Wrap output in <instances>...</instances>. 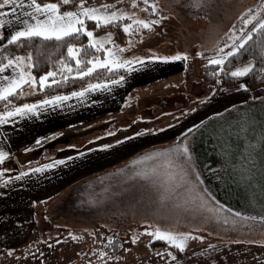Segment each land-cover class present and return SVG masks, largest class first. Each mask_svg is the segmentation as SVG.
Masks as SVG:
<instances>
[{
    "label": "rangeland",
    "instance_id": "374dc122",
    "mask_svg": "<svg viewBox=\"0 0 264 264\" xmlns=\"http://www.w3.org/2000/svg\"><path fill=\"white\" fill-rule=\"evenodd\" d=\"M98 2L114 4L117 8L136 12L141 18L148 16V13L141 11L140 8L133 7L131 0ZM137 2L143 4V0ZM156 2L159 5V15L164 17L160 24L147 29L145 35L136 37L138 32L135 25L129 32L124 31L122 23L131 22L125 18L118 27L120 30L112 29L94 36V41L102 42L104 45L99 51L95 50L94 56L103 59L104 49L114 51L124 49L120 53L122 56L136 58L162 54L174 55L178 51H187L188 55L196 60L195 69L190 70L191 73H186L175 86L162 87L156 93L144 96L145 98L137 102L136 107L131 110L126 108L120 117L105 125L89 126L76 131L77 133L44 142L37 148L29 147V151H23L14 160L18 165L24 168L27 164L64 157L70 154L72 149L82 151L100 144H111L112 141L131 132L134 127L156 130L171 123L173 116L167 113L177 112L180 115L181 113L188 115L202 107L206 108L198 112L203 114L201 119L212 115L205 121H209L206 128L213 131L215 139H224L226 142L218 144L215 141V145L231 149L235 146L238 147L237 149L242 146L256 149L257 145L264 144V142L258 144L264 137V87L249 89L250 92L230 90L226 92L229 95L220 97L222 88L218 89L217 84L208 85L203 76V70L209 65L207 60L213 55L212 52H204V48H210L211 41L226 40L224 36L226 32L232 35L229 29L236 30L238 26H242L245 32L249 31L257 21L244 25L243 19L248 15L246 10L251 9L255 12L262 4V0H208L209 6L199 9L190 6L191 0H156ZM262 16H264V8H261L257 20ZM155 18L156 15L153 14L152 19ZM241 28L237 31L238 36ZM198 52L204 54L197 55ZM25 70L34 74L33 68L29 69L25 66ZM25 85L27 86L23 90L27 94L31 92L30 81ZM214 88L215 92H213ZM186 109H195V111H186ZM131 125L133 129H127ZM194 140V136H187L189 148L194 146ZM68 145L81 147L72 148ZM35 150L39 155L34 153ZM190 151L195 172L199 173L202 180L204 177L197 153L192 149ZM146 155L152 153L138 156L133 162L132 160L121 162L116 170L101 176L105 178L104 180H90L89 185L73 186L65 196L51 204L48 216L33 220L29 235L24 241L30 246L11 250V255L8 250H0V264H89V261L91 264H101V262L102 264H264V244L252 242L264 240L261 222L250 221L252 226L250 230L247 226L239 230V225L237 230H234L231 220L235 211H228L227 209L230 208H225L221 204L209 186L204 185V180L200 188H206L207 192H201V195L209 207L215 206L216 212L210 211L209 208H200L199 201L192 205L177 206L178 198L173 197L161 202L159 195L167 184L165 173L175 169L168 168L163 156L144 160L143 157ZM170 159L174 163H181L174 155ZM11 167L12 165L7 169ZM154 167L159 171L152 181L137 175ZM8 170L3 172V178L9 176ZM188 179H195L193 173L189 172ZM181 191L183 192L184 189L182 188ZM212 197H215V200H212ZM225 219L229 220L228 224L224 223ZM150 226L153 228L159 226L161 229L176 232H192L193 236L188 237L186 247L181 252L174 245H169L166 240L152 239L149 233L142 231ZM1 229L6 231L4 225ZM200 235L205 239L200 240ZM113 236L115 239H111ZM133 237H138L135 243L132 242ZM57 240L60 242L56 243ZM110 240L111 244H109ZM209 245H214V248H209ZM124 248L128 250L125 251ZM101 249L109 252L111 257H119V259L109 257L98 259ZM166 250L172 251L175 259L169 258ZM158 252L160 255H157Z\"/></svg>",
    "mask_w": 264,
    "mask_h": 264
},
{
    "label": "snow or ice",
    "instance_id": "6c2138e0",
    "mask_svg": "<svg viewBox=\"0 0 264 264\" xmlns=\"http://www.w3.org/2000/svg\"><path fill=\"white\" fill-rule=\"evenodd\" d=\"M63 4H69L70 0H62ZM86 0H78V7L76 10L61 11V2L57 0H45V2H40V0H0V9H6V11H0V51L7 52V46H16L22 47L25 44H28L31 47V44L34 41V38H40L42 41H48L55 39L57 41L56 49L64 48L67 49V57L75 60L76 71L73 73V65L67 62V59L64 55L60 56L59 63L64 69H67L69 74H72L76 77H85L88 76L87 87H80L68 93H60L56 95H45L43 99L36 100L34 102L28 103H15L14 99L10 98L13 94L16 97L24 95V90L22 85L27 84L29 81L31 86L35 88L36 91H43L46 85H55L62 82H67L69 79L68 75L61 73V80L57 81L55 76L57 72L49 70L39 77L35 76L31 71H26L25 66L29 69L36 66V62L33 60V54L31 51H28L26 55H15V56H5L4 59L6 63L0 62V74L5 73L6 69H11V74L0 75V81H6V83H0V102H3V110H0V125L10 123L13 118H38L42 113L49 111L50 108L57 106H62V102L68 101L71 98L75 97L78 99L87 98V93L100 91H112V88L122 84L126 80V75H121L119 70L124 69L127 74H131L133 71H138L140 68L144 67V60H163V61H173L184 59L185 61L188 58L187 51H178L174 55H165V56H148V57H124L120 53L124 49H118L114 51L113 49H104V58L101 59L98 56L89 58L87 52L83 53V59L81 58V49L84 48V45H75L70 42H66V37H72L73 35H79L81 30L86 33L88 39V44L99 49L104 48L102 42L94 41V33L92 30H89L85 26V19H90L96 22V27L99 28L101 25L115 24L116 22H123L125 18L130 20V23H122L124 31L127 33L132 28L133 25L136 26V31H139L140 28L151 29L154 25L160 24L161 20L164 19L163 16L159 15V5L156 0H143V4H138L137 0H131L133 7L140 8L141 11L148 13V16L141 18L136 12H129L123 8H117L114 4H103L99 6H85ZM150 5V6H149ZM189 6V5H186ZM190 6L195 8H202L209 6L208 0H191ZM264 8V0L262 4L257 7V10L253 12L251 9H247L248 12L247 18L243 19V24L248 25L252 21L256 20L255 25L247 32L242 27L239 30L240 35H237V32L234 28L229 29V32L232 35H229L227 32L224 36L226 40H214L211 41L210 48H204V52H212L213 55L208 58L207 63L209 65H216V72L213 75H217L218 83L223 74L225 76L231 77H243L246 74L254 71L255 63L253 60H249L246 63H243L239 66H236L231 71L228 70V65H231L236 55L246 47V42L252 40L254 34L256 39H260V36L264 34V16L260 17L257 20V16L261 10ZM108 9H112L108 11ZM17 12L20 13L17 16ZM155 14L156 18L152 19V15ZM244 14L242 13L241 16ZM10 19H6L9 17ZM13 21H17L18 24L14 25ZM5 26L8 27V33L5 39V31L3 29ZM238 40V43H237ZM43 48V44H40L37 48V51ZM55 50V49H54ZM255 51V50H254ZM204 52H198L197 55H203ZM51 59V56L48 57ZM260 63L264 64V45L260 47ZM227 62V64H226ZM83 65V67H80ZM96 69H103L107 73H111L115 78L106 77L104 79H93L90 74H92ZM261 72H264V68L260 69ZM99 75V74H98ZM52 79H49V78ZM39 84V87L35 86ZM112 86V87H109ZM240 87L243 89L247 88V85L244 83L240 84ZM20 90L19 92L17 90ZM216 89H213L215 92ZM207 99V98H205ZM186 111H195V109H186ZM183 115V113H181ZM143 119V117H140ZM247 119V115H245ZM158 130V129H157ZM145 132L148 130L145 129ZM191 129H189V132ZM110 134V133H106ZM139 133H134L138 135ZM51 138L60 135V133L50 134ZM49 137L40 136L35 139L33 146H39L41 142H47ZM94 139H99V137H94ZM123 139H128L124 137ZM179 143H176L169 148L163 150V152L153 153L152 155H146L143 157L144 160H151L154 157L159 158L161 156L165 157V163L168 165L169 169H175V171H168L165 173L167 178V184L162 192H160L159 199L161 202L172 199L173 197L178 198L177 206L183 205H192L196 204L199 201L200 208H209L210 211L216 212L217 209L215 206L209 207L205 202L201 192L206 193L207 189H201L199 186L203 184V181L199 177V173L195 172L194 164L192 161V153L187 144V137L183 136L178 138ZM116 144L121 143V140H116ZM68 147L77 148L81 147L79 145H68ZM100 149H108L109 144H100L97 145ZM91 148H85L83 151L77 152L76 156H83L85 152L92 151ZM24 151H29L28 147H25ZM177 157L181 163L177 164L170 159L172 156ZM9 156V153L4 149L0 148V164L3 163L5 157ZM73 157L68 156L64 159H53L48 163L39 164L36 168H28L26 171H21L16 179H24L29 173L41 172L44 169H51L57 164H64L66 160H72ZM159 169L152 168L143 172L137 173L141 178L152 181V178L157 175ZM189 172L193 173L195 179L190 180ZM0 175H3V171L0 170ZM11 179V178H7ZM184 189L182 192L181 189ZM212 200H215V197H212ZM219 203L218 201L216 202ZM226 207V206H225ZM232 211V209H227ZM239 218V219H237ZM250 221H260L262 230H264V215L262 216H250L247 213L240 211H235L231 224L234 230H237V225H239V230H243L245 226L248 229H251ZM145 223H148L145 221ZM225 224L229 223L228 219L224 220ZM143 232L149 233L152 239H163L166 240L169 245H174L181 252L184 251L186 247V241L188 237H192V232H176L173 230H164L159 226L156 227H147L142 229ZM199 231V229H197ZM69 235H72L69 233ZM75 239V236H73ZM111 239H115L113 236ZM138 237H133L132 242L135 243ZM200 240H204L203 235L199 236ZM59 243L60 241H55ZM232 241H230L231 243ZM253 243L264 244V240L261 241H252ZM111 244V240L109 241ZM123 247V245H121ZM209 248H214V245H209ZM127 251V248H124ZM167 256L171 259H175L172 251H167ZM12 252L9 250V255ZM206 254V253H205ZM157 255H160L158 252ZM111 257L109 252L104 251L103 249L99 252V258ZM91 264V261H89ZM102 264V262H101Z\"/></svg>",
    "mask_w": 264,
    "mask_h": 264
},
{
    "label": "crops",
    "instance_id": "0c3cea01",
    "mask_svg": "<svg viewBox=\"0 0 264 264\" xmlns=\"http://www.w3.org/2000/svg\"><path fill=\"white\" fill-rule=\"evenodd\" d=\"M95 3L88 6H95ZM99 5H103V3H96V6ZM0 11H6V9H0ZM16 15L19 16L20 13L17 12ZM6 19H10V16ZM13 24L16 25L18 22L13 21ZM3 31H5L6 39L8 27L5 26ZM165 55L170 54L159 56ZM195 61L191 55H188L186 61L184 59L144 60V67L131 74L125 73L126 80L112 88L110 92L100 90L89 92L87 98L82 100L73 97L62 102V106L50 108L38 118H13L10 123L0 125V148L8 152L9 156L18 157L25 147L37 148V146H33L37 137H49L47 141H50L77 133L76 131L89 126L105 125L120 117L126 108L131 110L134 106L136 107L137 102L145 98L144 96H150L162 87L175 86L186 73H191L190 70L195 69ZM4 74H11V69H6L5 73L0 75ZM0 83H6V81H0ZM234 88H222L219 96L229 95L226 92L230 90L250 92L248 88L242 89L240 86ZM33 91L34 88L31 86V92ZM214 104L217 103L214 102ZM204 108L206 107L188 115H180L177 112L167 113V115L173 116L171 123L158 130L153 129L145 132L142 127L133 129V125H131L127 129L133 130L118 139L121 140V143L116 144V140H114L111 144L109 143L108 149L92 146L90 148L93 150L85 152L83 156H76V153L80 151L72 149L70 154L56 158L64 159L71 156L72 160H66L64 164H57L51 169L29 173L24 179H16L18 171H13L9 176L4 177L0 181V250L14 251L20 250L24 246H30L24 241L29 235L33 220L48 216L51 204L65 196L73 186L89 185L90 180H104L105 178H101V176L107 175V172L111 170H116L121 162L128 160L133 162L138 156L163 151L179 143L178 138H182V134L192 137V131L212 116L207 115L206 118L201 119L203 114L198 112ZM189 129H191L190 132ZM53 133H60V135L51 138L50 134ZM134 133L139 134L134 135ZM104 137L107 138V136ZM124 137H128V139L125 140ZM43 143L42 141L39 146ZM166 143L167 145H164ZM190 149L194 150L193 146ZM34 153L39 155L36 150ZM48 162H38L32 164L33 166L27 164L23 171ZM204 185H206L205 180ZM3 225L6 227V231H2Z\"/></svg>",
    "mask_w": 264,
    "mask_h": 264
},
{
    "label": "trees",
    "instance_id": "16d2710c",
    "mask_svg": "<svg viewBox=\"0 0 264 264\" xmlns=\"http://www.w3.org/2000/svg\"><path fill=\"white\" fill-rule=\"evenodd\" d=\"M101 0H86L85 6L91 4L92 2H97ZM40 2H45V0H40ZM61 2V11L76 10L78 7V0H70L69 4H63L62 0H57ZM85 26L92 30L94 36L100 35L112 29L120 30V25L122 22H116L115 24L101 25V27H96V22L90 19L84 21ZM242 26H238L236 32ZM136 37L145 35L147 29L140 28ZM88 37L83 30H81L79 35H73L72 37H66L65 41L73 43L75 45H84L81 49V58L83 59V53L86 51L88 57H94L96 48L88 44ZM40 44H43V48L37 51ZM57 41L53 38L48 41H42L40 38H34L31 47L25 44L22 47H16L14 45L7 46V52L0 51V62L6 63L4 59L5 56H15V55H26L28 51L33 54V60L36 62V66L33 68L35 75L39 76L45 71H55L57 75L55 79L57 81L61 80V73L68 75L69 79L67 82H62L55 85H46L43 91L27 92L22 96L16 97L14 94L10 98L14 99V102L24 103V102H34L39 99H43L45 95H56L60 93H68L80 87H87L89 77H76L67 72L57 61H59L60 56L64 55L67 62L73 65V73L76 71L75 60L67 57L66 47L56 49ZM264 45V34L260 36V39L254 37L252 40L246 42V47L242 49L238 55H236L231 65H228V70L231 71L236 66L253 60L255 63L254 71L246 74L243 77H231L222 76L220 82L218 83V76L213 75L216 72V65H207L203 70L204 81L210 86L217 84V88H232L240 86L241 83L247 85L248 89H254L259 87H264V72L260 69L264 68V64L260 63V47ZM55 49V50H54ZM255 50V51H254ZM51 56V59L48 57ZM227 64V62H226ZM80 67H83L81 65ZM121 75H125L126 71L124 69L119 70ZM99 74V75H98ZM91 78L104 79L106 77L115 78L111 73H107L103 69H96L92 74ZM49 79H52L51 77ZM27 85H24L23 89ZM36 88L39 87L37 84ZM28 88V87H27ZM20 91L19 89L17 90ZM0 110H3V102H0ZM208 122H203L198 125L192 132L194 136V152L197 153V159L200 164L204 180L209 189L219 198L221 204L225 208H230L233 211H240L247 213L250 216H262L264 215V137L262 141H259L256 149H247L245 147L235 146L234 149L228 148L226 146H217L218 144L225 142L224 139H215L213 137L214 133L209 128H206ZM216 141V142H215ZM226 143V142H225ZM227 151H223V150ZM17 156L6 157L2 164H0V170L3 172L8 170L7 168L12 165L8 170L10 173L13 171H18L19 173L25 168L18 165L16 160ZM12 171V172H11ZM3 179V175H0V181ZM260 222V221H259ZM164 244H162L163 246Z\"/></svg>",
    "mask_w": 264,
    "mask_h": 264
}]
</instances>
